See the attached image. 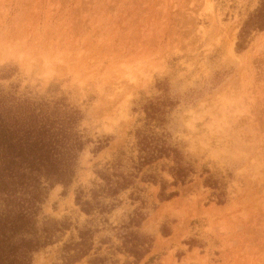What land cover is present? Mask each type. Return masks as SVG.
<instances>
[{"label": "rangeland", "instance_id": "1", "mask_svg": "<svg viewBox=\"0 0 264 264\" xmlns=\"http://www.w3.org/2000/svg\"><path fill=\"white\" fill-rule=\"evenodd\" d=\"M260 1L0 0V89L78 109L87 141L73 183L51 188L39 216L70 227L33 264H64L85 225L94 245L74 264H264V30L237 47ZM150 102L163 104L160 125L146 124ZM139 129L181 151L194 169L185 184H172V158L136 167ZM114 171L133 175L116 196ZM160 180L178 194L162 201ZM95 190L108 208L87 214L76 197ZM136 210L153 240L139 263L118 250Z\"/></svg>", "mask_w": 264, "mask_h": 264}, {"label": "trees", "instance_id": "2", "mask_svg": "<svg viewBox=\"0 0 264 264\" xmlns=\"http://www.w3.org/2000/svg\"><path fill=\"white\" fill-rule=\"evenodd\" d=\"M264 30V0L249 13L239 33L237 47H247L251 34ZM163 104L150 102L145 106L146 124L160 125ZM82 118L78 109L56 102L51 106L46 101L20 99L13 94H5L0 89V264H33V256L40 249L54 243L70 223L45 218L40 224L42 206L51 188L56 184L69 187L75 178L79 156L87 141L78 131ZM139 147V169L163 158H172L174 165L170 172L173 185L185 184L193 167L188 164L181 151L168 143L164 135H157L146 129L137 131ZM100 146L99 148H101ZM131 173L113 172V181L104 176L107 194L116 196L133 184ZM155 183L158 179L147 175ZM159 197L162 201L171 199L178 191H167L168 182L160 180ZM206 183L219 190V203H223L224 191L217 179L209 177ZM95 190L93 199L83 198L79 192L76 202L81 209L92 214L99 209L107 210ZM94 200V201H93ZM145 219L144 213L136 210L130 221L122 225V246L119 251L133 256L139 263L152 247V237L144 234L139 227ZM136 228V229H134ZM94 230L79 228V238L66 241L62 248L64 264H74L88 255L93 248ZM101 258L93 259L98 264Z\"/></svg>", "mask_w": 264, "mask_h": 264}]
</instances>
